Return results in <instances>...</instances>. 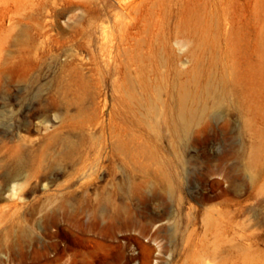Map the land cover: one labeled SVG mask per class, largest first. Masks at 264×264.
I'll list each match as a JSON object with an SVG mask.
<instances>
[{"label": "rangeland", "instance_id": "rangeland-1", "mask_svg": "<svg viewBox=\"0 0 264 264\" xmlns=\"http://www.w3.org/2000/svg\"><path fill=\"white\" fill-rule=\"evenodd\" d=\"M27 232L103 235L68 242L96 264H264V0H0V244Z\"/></svg>", "mask_w": 264, "mask_h": 264}, {"label": "bare ground", "instance_id": "bare-ground-1", "mask_svg": "<svg viewBox=\"0 0 264 264\" xmlns=\"http://www.w3.org/2000/svg\"><path fill=\"white\" fill-rule=\"evenodd\" d=\"M193 97L192 93L185 90L178 95L176 112L172 124L174 132H177L179 135L187 132L190 125L197 119L203 110V108L191 104L190 101ZM104 239L105 236L103 235L91 233H12L7 236V245L3 243L0 244V252L6 247L11 257L13 254L15 255L16 252H18L21 257L30 254L32 263H41L43 260H46L48 261L46 264H52L53 262H57L56 264H96L101 256L95 253L93 249L81 253L76 249L78 246L73 247V245L71 246L68 242L72 240L75 244L80 246L81 243L85 242H96L99 244L103 242ZM50 251L55 252L53 256H49ZM76 252L81 253L83 257H89V259H77L74 256ZM66 255H69L70 263H61L60 260Z\"/></svg>", "mask_w": 264, "mask_h": 264}]
</instances>
